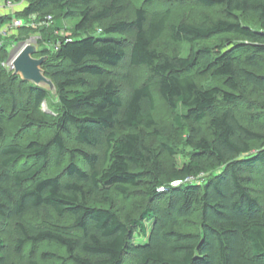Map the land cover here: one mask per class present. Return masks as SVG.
<instances>
[{
	"label": "trees",
	"instance_id": "trees-1",
	"mask_svg": "<svg viewBox=\"0 0 264 264\" xmlns=\"http://www.w3.org/2000/svg\"><path fill=\"white\" fill-rule=\"evenodd\" d=\"M155 1L143 0L132 20H115L125 0H23L0 16V26L35 17L46 27L36 57H47L41 68L56 91L0 65V231L14 232L15 254L30 247L25 264L57 260L51 252L32 259L43 244L70 264H264V189L254 188L255 176L264 178V0H190L205 12L179 24L170 9L147 8ZM71 19L74 33L61 35ZM166 29L190 47L187 57L157 50ZM126 58L148 76L124 100L109 70ZM154 93L190 149L180 168L164 164L167 146L145 144L160 134ZM51 96L56 114L41 110ZM100 148L102 156L85 150ZM63 163L61 174L48 173ZM201 174L200 183L169 186ZM132 195L141 200L136 214L122 217L114 196ZM0 264H17L1 236Z\"/></svg>",
	"mask_w": 264,
	"mask_h": 264
},
{
	"label": "rangeland",
	"instance_id": "rangeland-1",
	"mask_svg": "<svg viewBox=\"0 0 264 264\" xmlns=\"http://www.w3.org/2000/svg\"><path fill=\"white\" fill-rule=\"evenodd\" d=\"M8 0H0V5L4 7V10H6L7 14L12 15L14 12L19 10V6L23 4V0H20L17 2V0L11 1L10 5L7 4ZM125 2L128 5L127 11L116 17L115 20H132L134 18L135 10L138 8H141L143 6V0H125ZM147 8L152 10H164L166 8L170 9L171 16H170V23L171 24H179L181 22H194L198 19V17L205 12L200 6L196 5L193 1L190 0H156L152 5L148 6ZM2 9V8H0ZM217 10H214L211 13H216ZM0 16L1 13H0ZM19 19V18H16ZM23 27L22 29H19L18 31L14 30L12 33L4 38L2 40V46L5 49H3L2 54L0 55V65L7 68L8 71L12 70L10 67L12 57L19 51V49L27 42H36L41 37V31L46 28L43 23H40L36 20L35 17H29L28 19H19ZM78 22V19H71V20H63L62 26L63 30L61 31V35H72L74 33V27L76 23ZM52 25V24H51ZM97 29H99L98 26H96ZM28 33V35H24L25 33ZM94 36L97 38H110V39H119L118 35H110L105 36L101 34L100 32H95ZM122 40L125 43L131 42V37L123 36ZM200 45L203 43H199ZM198 45V44H197ZM155 47L157 50L164 54L169 55L171 50L173 48L178 49L181 56L187 57L190 52V47L186 44L180 43V44H174L169 39V31L166 29L160 40L155 44ZM2 49V48H1ZM126 53H129L128 47L125 49ZM110 75L113 80L117 82L120 96L125 100V98L128 96L129 91L141 83H143L147 76L148 71L144 67H128V59L126 58L123 60L122 63L116 68L110 69ZM199 83H202L204 85H212L214 84L213 81L210 79H199ZM155 95V111L153 113L154 119L157 124V129L159 131L158 137H149L147 140H145L146 146L155 149L156 152H161L163 146H167L171 151L170 152H164L161 155V158L165 165L167 166H175L177 168H180L183 164H185L188 161V154L190 152L189 148H186L184 144H179L176 137H175V128L172 122V115L168 109V107L164 104V102L161 100L159 96ZM41 110L45 113H53L56 114L58 112V101L55 99L54 96H51L49 100H47L45 103L42 104ZM181 113L182 111L179 110ZM204 130V128H203ZM47 132L45 131L44 136H47ZM72 146V144L70 143ZM82 148V147H81ZM87 151H94L96 154L102 156L104 153V149H85ZM102 160L100 161V165L102 164ZM65 166V163L61 164L60 167H54L52 165L48 168V173L50 175H59L61 174L62 168ZM258 176H255L256 182L254 185V188L258 191V194L260 191L264 189V178L263 174L259 173ZM115 199V208L117 213L124 217L125 215H132L136 214V209H138V204L141 202L139 197H136L134 195L131 196L130 199L123 200L120 196H114ZM29 222H36V216L30 215L28 216ZM194 223L193 226L190 227V230L194 229L195 225H198V219L197 217H194L193 219H190V221ZM149 226V225H148ZM0 236L5 239L8 247V253L10 258L15 261L17 264H25L28 259H30V247H26L22 250L20 254H15L13 246H14V232L11 228L7 227L0 231ZM144 241V238L136 235L135 236V242L141 243ZM42 252H51L57 256V260L52 261V264H62L65 261V254L62 249H58L57 247L51 245L43 244L39 248L35 250L34 255L32 256L33 260L40 261V254ZM30 257V258H29ZM40 264H46L40 261ZM63 264H70L69 262H64Z\"/></svg>",
	"mask_w": 264,
	"mask_h": 264
},
{
	"label": "water",
	"instance_id": "water-1",
	"mask_svg": "<svg viewBox=\"0 0 264 264\" xmlns=\"http://www.w3.org/2000/svg\"><path fill=\"white\" fill-rule=\"evenodd\" d=\"M38 54V44L36 42H27L12 57L10 67L13 74L19 76L21 80L55 94L53 82L44 75V71L41 68L47 57H36Z\"/></svg>",
	"mask_w": 264,
	"mask_h": 264
},
{
	"label": "built area",
	"instance_id": "built-area-1",
	"mask_svg": "<svg viewBox=\"0 0 264 264\" xmlns=\"http://www.w3.org/2000/svg\"><path fill=\"white\" fill-rule=\"evenodd\" d=\"M10 3H11V0H8L7 4L10 5ZM20 6H19V8H20ZM0 8H2V9H0L1 15H7V12H6V10H4V7H2L0 5ZM47 19H50V18H47ZM22 25L23 24L19 19L13 18L9 23L0 26V45L2 44L1 42L4 38L8 37L12 33V31L21 27ZM56 49H57V47H54V50H56ZM203 178H204L203 174L199 175L198 177L192 176V177L186 178L184 181H173L170 183L169 186L170 187H178V186H181V185L186 184V183H192V182L200 183ZM164 189H165L164 187H160V188H158V191H162Z\"/></svg>",
	"mask_w": 264,
	"mask_h": 264
}]
</instances>
